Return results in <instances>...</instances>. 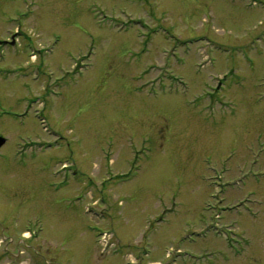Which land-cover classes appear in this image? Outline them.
<instances>
[{"label": "rangeland", "instance_id": "374dc122", "mask_svg": "<svg viewBox=\"0 0 264 264\" xmlns=\"http://www.w3.org/2000/svg\"><path fill=\"white\" fill-rule=\"evenodd\" d=\"M0 134V264H264V0H0Z\"/></svg>", "mask_w": 264, "mask_h": 264}, {"label": "flooded vegetation", "instance_id": "af4514ba", "mask_svg": "<svg viewBox=\"0 0 264 264\" xmlns=\"http://www.w3.org/2000/svg\"><path fill=\"white\" fill-rule=\"evenodd\" d=\"M166 40L168 41V39H166ZM162 50H163V48H162ZM171 53H173V52H171ZM167 54H169V53L160 51V55H167ZM221 67H222V66H220L219 68H221ZM215 70H216V69L208 70V71H213V72L210 73V76H209L210 79H211L212 81H214V80H215V77L217 76ZM182 74H183V73H182ZM255 138H256V139L258 140V142H259V133L256 135ZM254 183H256L257 185H261V184L264 183V182L257 180V181H255ZM6 256H7L8 258H12V261H8L7 264H17V263L20 262V260H14L13 257H12L11 255H8L7 253H6Z\"/></svg>", "mask_w": 264, "mask_h": 264}, {"label": "water", "instance_id": "95a60500", "mask_svg": "<svg viewBox=\"0 0 264 264\" xmlns=\"http://www.w3.org/2000/svg\"><path fill=\"white\" fill-rule=\"evenodd\" d=\"M5 142L3 138H0V146Z\"/></svg>", "mask_w": 264, "mask_h": 264}, {"label": "bare ground", "instance_id": "6f19581e", "mask_svg": "<svg viewBox=\"0 0 264 264\" xmlns=\"http://www.w3.org/2000/svg\"><path fill=\"white\" fill-rule=\"evenodd\" d=\"M156 264H158V263H156Z\"/></svg>", "mask_w": 264, "mask_h": 264}]
</instances>
